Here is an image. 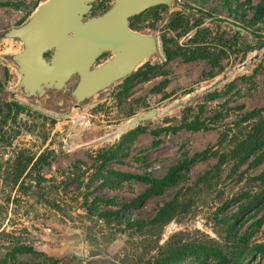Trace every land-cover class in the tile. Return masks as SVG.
Segmentation results:
<instances>
[{
  "label": "rangeland",
  "instance_id": "1",
  "mask_svg": "<svg viewBox=\"0 0 264 264\" xmlns=\"http://www.w3.org/2000/svg\"><path fill=\"white\" fill-rule=\"evenodd\" d=\"M47 1L0 0V264H264L256 252L264 226L243 238L264 217V199L242 220L237 199L254 191L264 197L255 180L264 161L254 166L264 145L247 151L244 164L236 154L254 127L243 123L246 114L264 107L261 0H182L132 17L131 29L155 37L159 53L80 108L78 76L41 98L21 86L13 57L24 46L6 34ZM113 4L95 0L87 19ZM188 97V105L161 114ZM9 104L18 108L9 112ZM151 110L161 116L107 139ZM184 120L203 129H181ZM174 169L165 188L140 200L152 186L132 175L162 181ZM22 246L38 255L17 254Z\"/></svg>",
  "mask_w": 264,
  "mask_h": 264
},
{
  "label": "water",
  "instance_id": "2",
  "mask_svg": "<svg viewBox=\"0 0 264 264\" xmlns=\"http://www.w3.org/2000/svg\"><path fill=\"white\" fill-rule=\"evenodd\" d=\"M94 1L48 0L27 23L6 34L24 46L13 59L28 98H41L50 90L60 91L78 76L73 96L77 99L75 108H80L86 99L125 79L140 64L159 53L158 40L133 31L131 18L156 6H173L182 0H112L114 4L106 13L87 19ZM231 27L247 33L241 27ZM107 51H111L112 58L95 67ZM50 52L52 57L48 60L46 55ZM258 59L257 55L250 62ZM225 81L226 76H223V80L216 81L206 91L216 89ZM157 114L151 110L136 117L125 124L119 134Z\"/></svg>",
  "mask_w": 264,
  "mask_h": 264
},
{
  "label": "trees",
  "instance_id": "3",
  "mask_svg": "<svg viewBox=\"0 0 264 264\" xmlns=\"http://www.w3.org/2000/svg\"><path fill=\"white\" fill-rule=\"evenodd\" d=\"M264 5V0H261V4H260V9L263 7ZM170 57V55H169ZM18 108L17 105L15 104H9L7 105V108L9 109V112H12L14 110V108ZM250 121H254V127L252 130V134H247L245 135V137L240 141V139L238 140L237 143V150L238 151L236 154L237 156H239L241 158V162L242 164L245 163V158L243 157L244 154L247 153L248 151V156H250V154L254 153L255 151H259L261 149V147L264 145V107L261 109H257L254 110L252 112H249L246 114L245 119L243 121V123H248ZM181 129H187V130H194V131H199L202 130L203 128L200 126H198V124H190L187 120H184V123L182 124ZM162 131H154L153 134L156 138L161 136ZM162 145V141L157 139L154 141L153 146L154 148H157L159 146ZM259 147V149L257 148ZM244 150L243 153H241ZM246 156V155H244ZM247 156V157H248ZM223 159H225L223 157ZM106 161V160H105ZM264 161V155H258L255 159V167L260 166ZM43 163V165L45 164L47 167L51 166V163H49V160H45L44 157L39 159V163ZM26 167L23 170H19L15 172V180H14V184L18 185L20 183L21 180V176H23V174L26 171ZM34 167L28 172V175L26 176L31 178L33 176L34 173ZM178 171V169H174L173 171H171L168 176L162 180H151V179H147L146 177L140 176V175H132L131 177L137 181H141V182H145L148 183L149 185H151L152 187L150 189H148L146 191V193L140 198L141 201L145 200L146 198L153 196L155 194L158 193L159 188L163 189L166 187V183L170 180V178ZM257 182H261V184L264 185V172L261 173L256 179ZM37 182V181H35ZM39 182H49L52 184H55L56 181L52 180L51 182L49 180H47L45 177L40 178ZM162 185V187H158ZM57 187H53V189H55ZM237 199H239V201H243V202H239V213H238V220H242L246 214H248L254 207H256L257 205H259L262 201L261 199H264V197L262 196V193L259 191H254L251 193H243L241 194ZM139 200V201H140ZM168 214V207H165L164 209H162L159 213L158 219H162L167 217ZM264 226V217L261 218H257L253 221V224L250 226V229L245 233L244 235V239L246 240H250L252 238V229L255 228H259L261 229ZM261 256H264V246H258L257 251ZM17 254H33V255H38V253H36L33 248H29L26 246H22L20 248H18L16 250Z\"/></svg>",
  "mask_w": 264,
  "mask_h": 264
},
{
  "label": "bare ground",
  "instance_id": "4",
  "mask_svg": "<svg viewBox=\"0 0 264 264\" xmlns=\"http://www.w3.org/2000/svg\"><path fill=\"white\" fill-rule=\"evenodd\" d=\"M263 52V51H262ZM257 55H259V54H255V55H253L251 58H253V57H255V56H257ZM251 58H250V60H251ZM249 60V61H250ZM238 71V70H237ZM234 73H236V72H232V73H230V74H225V75H223V76H226V81L228 80V79H230L232 76H233V74ZM223 76L221 77V78H219V80H223ZM219 80H217V81H219ZM214 84V83H213ZM212 84V85H213ZM205 89V88H204ZM193 100V97H188V98H185V99H183L182 101H180L179 103H177V104H175V105H171L170 107H168L165 111H163L161 114L162 115H164V114H166L167 112H170L171 110H174V109H176V108H179L178 107V105L179 104H182V106H185V105H188L191 101ZM159 115H160V113H158ZM161 116V115H160ZM122 129V127H120L119 129H117V131L115 132L114 131V133H113V135L111 134L110 136L108 135L107 136V139H110V138H112V137H114V136H118V135H120L119 134V131ZM106 139V138H105Z\"/></svg>",
  "mask_w": 264,
  "mask_h": 264
},
{
  "label": "flooded vegetation",
  "instance_id": "5",
  "mask_svg": "<svg viewBox=\"0 0 264 264\" xmlns=\"http://www.w3.org/2000/svg\"><path fill=\"white\" fill-rule=\"evenodd\" d=\"M108 10H109V9H108ZM108 10H105V11L107 12ZM105 11H104V13H105ZM112 56H113V54L111 53V51H107V52H105V53L101 56V58L99 59L98 64H96L95 67H97V66L101 65L102 63H105L106 61L110 60V59L112 58Z\"/></svg>",
  "mask_w": 264,
  "mask_h": 264
}]
</instances>
